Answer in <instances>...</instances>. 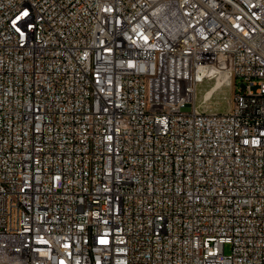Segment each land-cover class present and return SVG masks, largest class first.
I'll return each mask as SVG.
<instances>
[{
    "label": "built area",
    "instance_id": "built-area-1",
    "mask_svg": "<svg viewBox=\"0 0 264 264\" xmlns=\"http://www.w3.org/2000/svg\"><path fill=\"white\" fill-rule=\"evenodd\" d=\"M0 264H264V0H0Z\"/></svg>",
    "mask_w": 264,
    "mask_h": 264
},
{
    "label": "rangeland",
    "instance_id": "rangeland-1",
    "mask_svg": "<svg viewBox=\"0 0 264 264\" xmlns=\"http://www.w3.org/2000/svg\"><path fill=\"white\" fill-rule=\"evenodd\" d=\"M210 86L202 89L201 98L199 104L203 102L202 110L209 112H227L231 107L232 89L228 87L217 88L215 85L213 88ZM206 89V90H205ZM205 90V91H204ZM231 252V246L226 247V253Z\"/></svg>",
    "mask_w": 264,
    "mask_h": 264
},
{
    "label": "bare ground",
    "instance_id": "bare-ground-1",
    "mask_svg": "<svg viewBox=\"0 0 264 264\" xmlns=\"http://www.w3.org/2000/svg\"><path fill=\"white\" fill-rule=\"evenodd\" d=\"M223 79H219L217 82H216V84L215 85H217V88L218 89H220L223 85ZM214 85V86H215ZM214 86H212V88L214 87ZM211 88V87H210Z\"/></svg>",
    "mask_w": 264,
    "mask_h": 264
}]
</instances>
